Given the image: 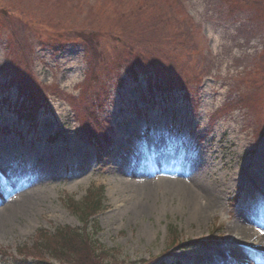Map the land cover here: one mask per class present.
Listing matches in <instances>:
<instances>
[{
    "label": "rangeland",
    "instance_id": "1",
    "mask_svg": "<svg viewBox=\"0 0 264 264\" xmlns=\"http://www.w3.org/2000/svg\"><path fill=\"white\" fill-rule=\"evenodd\" d=\"M176 2L148 1L146 22L150 17L157 20L149 25L144 20L138 22L141 17L132 16L135 8L140 10V0H0V105L8 106L12 112L7 113L8 117L14 120L13 116H17L19 121L18 130L0 125V159L7 165L17 164L16 155L23 157L21 152L27 153L34 144L40 148L38 160L32 156L28 162V169H35L30 180L39 188L32 189L21 179L10 186H0V201L8 197L10 188L16 189L10 199L19 196L8 204L19 207L12 208L9 218L0 204V264H17L15 257L33 258L30 264L37 259H52L51 254L40 250L38 243L35 246L40 252L29 250L38 230L83 227L78 214L70 208L75 202L83 206L85 192L97 191L100 185L105 186L106 200L97 217L99 233L95 239L107 249L117 250L116 264H138L165 254L173 235L170 226L175 228L178 240L203 242L188 251L175 249L174 255L156 264H192L223 252L236 255L232 239L238 233L236 239L240 242H259L252 231L264 232V0ZM228 31L232 32L230 40H234L238 52L245 50L248 54L230 67L229 72L235 69L237 75L227 77L221 88L225 91L223 99L210 110L219 115L239 112L242 107L245 121L253 124L252 143L257 142L258 146L242 145L240 153L233 152L230 139L226 142V136L216 131L197 135L204 126L201 121L208 117L199 121L195 112L213 103L207 83L215 81L212 74L217 68L218 46L226 41ZM9 34L17 39L12 35L7 42ZM77 36H89L93 41L78 43L73 40ZM42 42H58L60 49L51 50L47 47L50 44ZM62 58L75 65L70 73L57 62ZM67 74L75 77L74 84L67 80ZM179 81L186 86L181 87ZM141 88L145 97L149 92L163 94L166 102L162 106H168L158 113L156 105L146 111L148 103L141 104L137 93ZM3 98L9 103L2 102ZM52 100L65 112L59 124L44 123L39 129L40 139L27 144L23 137L27 136L24 130L27 132L28 118L48 115L44 113L45 105ZM127 104L138 114L128 117L129 110L122 107ZM139 105L145 108V114ZM105 110L114 111L110 115L111 126L103 119ZM163 115L181 117L185 125L167 129ZM79 117L85 122L83 128ZM124 118V129L134 134L146 126L153 129L145 141H140L141 153L153 139L168 153L161 159L162 169L177 176L165 179L188 189L146 187L141 181L148 177V170L141 174L137 167L142 159L134 161L130 170L136 182L130 176L118 181V174L109 173V167H94L92 141L87 135L74 136L72 130L79 126L78 132L89 131L101 138L96 123L109 131L106 135L110 138L104 141L111 145L113 137L123 130ZM52 130L64 133L66 141L48 142L47 134ZM114 153L117 152L108 160H116ZM59 172L62 175L50 177ZM200 175L208 189L221 196L220 204L204 218H199L196 205L199 201L205 203L202 186L195 181ZM120 181L125 186L116 188ZM21 199H26L28 205L23 210ZM239 223L246 225L248 233H243L245 228L241 226L236 236L231 235V229ZM220 226L221 231L227 230L221 236L215 232ZM92 227L88 228L91 233ZM18 246L28 249L18 255ZM244 256L242 260L231 256V262H246Z\"/></svg>",
    "mask_w": 264,
    "mask_h": 264
},
{
    "label": "bare ground",
    "instance_id": "2",
    "mask_svg": "<svg viewBox=\"0 0 264 264\" xmlns=\"http://www.w3.org/2000/svg\"><path fill=\"white\" fill-rule=\"evenodd\" d=\"M238 33H240L239 30H238ZM231 34L232 32L228 31L227 35L225 36L226 41L222 43L221 45L219 44L218 46L217 56L215 60V62L217 63L216 65L217 70L215 69V72H213L212 74L213 75L212 78H214L215 81H210L209 83H207L208 92L212 91L210 95H211V102L213 103L212 105H210L209 103V105H207L205 109L199 110L198 112H195V113L197 114L196 117H197V120L199 121H201V118L204 116L208 117L206 120L201 121V123H203L204 126L199 129V131L197 132V135L208 132V131H216L219 133L220 136L222 135L226 136V142H229L228 139H230V142L233 143V144L231 143V145L233 146V152L240 153L242 151L241 150L242 145L243 147L251 146V145L253 147L258 146L257 142L252 143L251 133L253 131V124H251L248 121L247 122L245 121V117H243V109H241L242 107L238 108L239 112H234V113L231 112L229 114H227V112H223L219 115H217V113H211V110H210L214 108L215 106H217L218 104H220L221 100L223 99V95L225 91L224 89L221 90V88L226 82L227 77H229L230 75V77L235 78L237 75L238 71H236L235 69L229 72L230 67L235 66L238 60H240L244 55L246 56L248 54V52H246L245 50L238 52L237 48H235L236 44L233 43L234 40L233 39L230 40V38L233 37ZM228 37H229V40L227 41ZM57 62L61 65V68H65V70H67L69 73L75 68V65L73 66L69 65L68 60L64 58L59 59V61ZM71 76L72 75L67 74L66 78L67 80H69V82H72L74 84L76 79L74 76H72V80L70 81ZM187 87H189V84L187 85ZM236 96L237 95H235L234 97ZM165 99L166 98L163 96V94L161 95L153 94L150 96L149 101L151 102V104H153V106L157 105L158 107L156 109L159 110L162 106V103L163 102L165 103ZM2 102H4V98L2 99ZM248 104L253 105V102H250ZM63 110L64 109L55 106L53 100L47 103L45 105L44 113H48V115L41 113V114H38V117L37 116L35 117V120L31 122L33 125L32 134L27 135L25 137V141L27 143H34L35 140L37 139V136L38 137L40 136V133H38V129H40L44 125V123L46 124L54 123L53 121H55L56 123L59 124V120H61L60 116L64 115L65 113L63 112ZM189 111L191 114L194 113V111L191 108H189ZM7 113H12L11 110H9V107L6 105L5 107L3 105H0V116L2 117L7 116V121L5 120V123L9 124V126L7 127H13V128L16 127V129L18 130L17 127L19 126L18 125L19 121L17 120V116H13L14 120H12V118L8 117L10 115H7ZM113 114L111 113V110L110 111L105 110L103 116L105 118L111 119L110 115H113ZM217 120H220V122L218 124H215ZM205 125L207 126V128ZM203 172H206V170ZM119 180L120 178L118 179V181ZM148 181L149 183H147ZM157 181H158V178H154L153 181L145 180L143 183H145L144 185L146 187H150V188L152 187L155 188L157 186H163V187L179 186L176 182H172V180H168L165 178L161 179V183L159 184L155 183ZM195 181L198 185L202 186L203 196H205V198H202V200H205V203L202 201H199L196 204L197 214L199 218H204L205 216H208L207 214L208 212H210L211 210H214L220 204L219 198H221V196H219V194H216L215 191L212 192L211 190L208 189L209 187L205 183V178L203 175L196 176ZM123 186H125V184L121 181L119 182V184H115L116 188L123 187ZM179 187L188 189L182 186H179ZM25 200L26 199H21L22 202L20 201L22 203V205L20 206L21 210H23V208L25 207L24 205L27 204ZM9 205L3 206V211L4 212L7 211L6 216H5L6 218L10 217L11 211H13L12 208H19V207H10ZM241 226L242 225H239L238 227L231 229V234H235L236 230L239 231V228ZM243 233H248V231L245 230V232ZM243 233L241 234L244 237ZM237 236H239V233L237 234ZM224 263L226 262L224 261Z\"/></svg>",
    "mask_w": 264,
    "mask_h": 264
},
{
    "label": "trees",
    "instance_id": "3",
    "mask_svg": "<svg viewBox=\"0 0 264 264\" xmlns=\"http://www.w3.org/2000/svg\"><path fill=\"white\" fill-rule=\"evenodd\" d=\"M140 1L143 2L140 6L141 11L135 8L132 11V16L141 17L142 19L138 20V22L143 20L146 22L149 10H146L145 6H147L150 0ZM152 20L156 19L150 17L149 21ZM86 201L84 206L81 207L72 205V210H76L79 213L85 227L92 222V220L90 221L91 217L96 215L101 208V203L95 201L93 197ZM86 229L65 226L56 228L50 234L40 230L38 232L37 243L39 244L40 250L48 251L51 256L58 260V264H116V256L110 251L105 250L94 239V235ZM34 249L40 251L38 247ZM36 264H48V262L39 260Z\"/></svg>",
    "mask_w": 264,
    "mask_h": 264
}]
</instances>
